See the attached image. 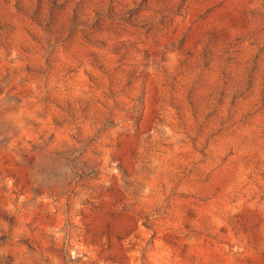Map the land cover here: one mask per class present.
<instances>
[{"label": "rangeland", "instance_id": "1", "mask_svg": "<svg viewBox=\"0 0 264 264\" xmlns=\"http://www.w3.org/2000/svg\"><path fill=\"white\" fill-rule=\"evenodd\" d=\"M0 264H264V0H0Z\"/></svg>", "mask_w": 264, "mask_h": 264}]
</instances>
